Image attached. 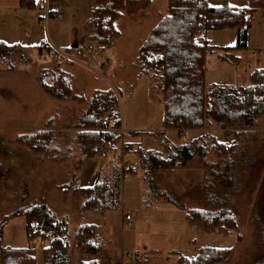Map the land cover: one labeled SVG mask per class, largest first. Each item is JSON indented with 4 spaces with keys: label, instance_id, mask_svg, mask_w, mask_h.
Listing matches in <instances>:
<instances>
[{
    "label": "rangeland",
    "instance_id": "obj_1",
    "mask_svg": "<svg viewBox=\"0 0 264 264\" xmlns=\"http://www.w3.org/2000/svg\"><path fill=\"white\" fill-rule=\"evenodd\" d=\"M33 2L28 5L21 0H0V42L30 48L14 50L8 58H0V220L18 207L47 203L58 218L68 220L70 264H81L95 256L100 259L88 262L177 264L178 255L194 257L203 246L230 248L225 260L212 264H254L259 260L263 254L258 228L264 219V111L253 126L243 129L238 142V149L247 147L248 157L237 172L240 181L235 194L228 195L229 190L219 192L218 185L213 184L209 195L212 199H207L208 169L201 157L187 166L149 171V183L146 182L145 152L157 149L165 153L162 138L177 145L206 132L228 144L235 131L213 123L196 131L163 128L162 95L159 87L151 88L155 82L152 77L140 74L136 55L152 27L167 14V0H151L146 9L134 16L118 19L115 26L119 35L104 43L89 38L86 23L91 18L92 0ZM230 3L248 4L246 0ZM206 40L216 50L205 59V89L218 84L247 85L250 73L264 68V10L254 11L246 46L231 51L230 58L221 56L227 47L235 45L236 28L210 29ZM57 71L72 80V95L64 100L52 97L40 85V80L51 83ZM107 89L117 96L121 126L133 132L132 137L126 138L133 144V151L126 154L132 163V176L122 178L120 170L118 206L106 212L111 237H106V245L104 239L103 243L112 259L105 254V248L98 255L80 256L74 240L76 227L91 222L102 225L99 222L105 215L81 209V196L71 191L64 194L59 188L68 182L75 184L70 176L75 165L73 156L81 155L74 145L78 123L93 93ZM40 129L53 133L56 147L50 153H38L28 145L31 135ZM117 146L111 151L109 174L119 165L121 137ZM205 158L210 162L218 157L208 151ZM162 193L194 209L218 208L226 200L236 214L235 229L227 235L206 234L189 225L185 212L168 202ZM126 212L133 220L124 219ZM1 244L4 248L34 249L35 264H41L45 242L38 236L30 237L25 215L6 220ZM122 251L127 253L123 260Z\"/></svg>",
    "mask_w": 264,
    "mask_h": 264
},
{
    "label": "trees",
    "instance_id": "obj_2",
    "mask_svg": "<svg viewBox=\"0 0 264 264\" xmlns=\"http://www.w3.org/2000/svg\"><path fill=\"white\" fill-rule=\"evenodd\" d=\"M21 1L28 5L34 4L33 0ZM215 1L219 4H214ZM230 1L167 0V14L152 27L136 55L140 74L149 75L155 80L151 88L159 87L164 129L195 130L209 128L213 123L218 128L235 130L233 140L228 144L218 142L206 132L196 139L177 145L162 138L160 142L165 145V153L157 149L147 150L146 157L142 160L147 168L146 182L149 183V171L154 173L165 168L187 166L194 158L201 157L208 169L205 191L209 192V201L212 199L210 196L213 184L218 185L219 192L226 193L229 190L228 195L236 193V186L239 185L237 172L245 165L242 160L248 157L247 147L238 149V142L244 133L243 129L253 126L264 111V68L252 71L249 83L245 86L218 84L207 90L204 86L205 59L216 50L206 40V32L210 29L236 28L235 45L227 47L221 56L228 58L231 51L246 46L247 30L254 11L259 8L264 10V0H246L247 5L235 7H231ZM150 2L151 0H92L91 18L86 23L90 40L104 43L110 37L116 38L119 35L116 21L123 16H134L146 9ZM28 49L30 48L0 42V58H8L14 50ZM48 50L51 51V48L48 47ZM71 82L69 75L57 71L51 83L40 80V85L52 97L64 100L72 95ZM105 108L107 115L103 120ZM78 124L74 145L79 148L81 155L94 158L96 147L100 144H106L110 151L115 150L120 142L118 130L121 121L114 91L96 90ZM53 140L51 130L40 129L31 135L28 145L31 144V148L38 153H50L56 147L53 146ZM208 151L215 152L218 158L208 162L205 158ZM118 166H114L110 174L98 177L93 186L82 187L68 182L59 188L64 194L71 191L81 196L83 210L105 212L115 209L121 186ZM162 194L168 202L185 212L184 218L189 225L206 234L227 235L235 229L236 214L226 200L218 208L210 206L194 209L186 207L168 194ZM262 205L264 214V203ZM15 215L26 216L30 237L38 236L43 241L49 239V244L41 248V264H70L68 220L66 217L58 218L45 202L18 207L0 220V264L36 263L34 249L4 248L1 244L4 224L9 217ZM33 222L39 227L37 235L30 233ZM258 229L263 254L254 264H264V219ZM74 240L80 256L98 255L105 248L98 226L94 223L79 224L74 232ZM229 253L230 248L203 246L194 257L178 255L177 264H212L225 260ZM81 264L98 263L82 261Z\"/></svg>",
    "mask_w": 264,
    "mask_h": 264
},
{
    "label": "crops",
    "instance_id": "obj_3",
    "mask_svg": "<svg viewBox=\"0 0 264 264\" xmlns=\"http://www.w3.org/2000/svg\"><path fill=\"white\" fill-rule=\"evenodd\" d=\"M197 129H195L194 131H196ZM179 131V130H178ZM197 137V136H196ZM131 143V142H130ZM108 151V156L106 158H101L97 155H95L94 158H86L82 155H74L73 156V162H74V166L72 167V171H71V176L70 179L73 181V183H77L78 185L82 186V187H89V186H93L94 183L96 182L97 178L100 176H106L109 171H110V161H111V151ZM76 156L78 157L77 159ZM83 203V201H82ZM82 206V204H81ZM110 211V210H108ZM99 212L102 213V215H105L103 218H101V223L99 222V224L102 225H98L97 222L94 223L98 226V229L100 231V235H102L104 241H105V245L107 242V238L111 237L108 231V220L106 218V212ZM125 214H129L131 216V220H133V216L129 213L126 212ZM93 223V222H91ZM107 237V238H106ZM109 240V239H108ZM42 243L45 242L44 246H47L49 244V240H41ZM106 247H105V254L106 253ZM127 255V253H125L124 251H122V260L124 259V257ZM110 259H112L110 256L111 254L109 253V255H107ZM87 259V260H86ZM84 259L85 262H88V259H96L99 260L100 258L98 256L94 257H90V258H86Z\"/></svg>",
    "mask_w": 264,
    "mask_h": 264
},
{
    "label": "built area",
    "instance_id": "obj_4",
    "mask_svg": "<svg viewBox=\"0 0 264 264\" xmlns=\"http://www.w3.org/2000/svg\"><path fill=\"white\" fill-rule=\"evenodd\" d=\"M53 16L60 17L59 13H53ZM199 42H202L199 40ZM182 131V130H181ZM179 131V132H181ZM121 137V150H120V160H119V166L121 170V177L122 178H129L132 176V163L129 157H127V153L133 151V144L126 141V138H130L133 136V132L129 129H125L121 126V128L118 130ZM106 144H100L96 147V155L101 158H106L108 156ZM124 219L126 221H131V216L129 214H126L124 216ZM38 224L36 222H33L31 224L30 233L33 235H37L38 233Z\"/></svg>",
    "mask_w": 264,
    "mask_h": 264
},
{
    "label": "snow or ice",
    "instance_id": "obj_5",
    "mask_svg": "<svg viewBox=\"0 0 264 264\" xmlns=\"http://www.w3.org/2000/svg\"><path fill=\"white\" fill-rule=\"evenodd\" d=\"M214 7H221V5H213ZM231 7H235V5H232Z\"/></svg>",
    "mask_w": 264,
    "mask_h": 264
}]
</instances>
